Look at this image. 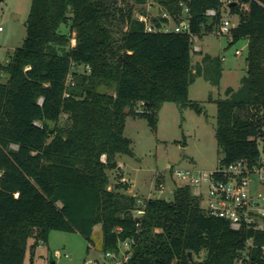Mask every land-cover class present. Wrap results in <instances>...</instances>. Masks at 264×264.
<instances>
[{
	"label": "trees",
	"instance_id": "1",
	"mask_svg": "<svg viewBox=\"0 0 264 264\" xmlns=\"http://www.w3.org/2000/svg\"><path fill=\"white\" fill-rule=\"evenodd\" d=\"M108 1L32 0L22 45L0 63V264H24L30 237L34 253L53 230L92 241L98 224L104 254L130 242L125 264H264V231L231 229L205 211L190 185L177 184L170 200L150 197L140 205L119 190L128 183L109 188L108 175L118 168L119 155H133L123 133L127 114L144 115L156 131L166 102L203 112L189 98L190 85L199 76L219 85L223 58L205 55L193 67L191 39L216 31L225 15L234 14L238 23L229 45L247 40V74L237 89L229 87L225 98L215 100L218 169L238 160L259 164L264 0H131L126 11L118 9L126 25L118 37ZM148 1L171 16L152 17L154 25L188 20L191 34L146 31L134 10L146 15ZM79 65L87 69L78 72ZM247 237L253 238L248 248Z\"/></svg>",
	"mask_w": 264,
	"mask_h": 264
},
{
	"label": "rangeland",
	"instance_id": "2",
	"mask_svg": "<svg viewBox=\"0 0 264 264\" xmlns=\"http://www.w3.org/2000/svg\"><path fill=\"white\" fill-rule=\"evenodd\" d=\"M32 0H3L0 2V26L4 31L0 33V63H5L8 56L20 47L26 37V21L30 11ZM113 5L115 19L112 22L113 33L120 36L126 25L119 20V8H127L133 5V1L113 0L108 1ZM142 9L150 18L160 15L164 8L157 2L148 1ZM139 8H135L134 15L138 16ZM228 14V13H227ZM232 25L238 23V15H225ZM171 27L175 24L171 21ZM193 46H199L201 50L192 54V65L196 67L205 55L219 56L223 59V76L219 85H212L203 76L196 78L190 85L189 98L197 101L203 108L202 113L194 109L180 110L173 102L162 105L158 114L157 130L153 131L148 120L141 114H127L124 136L131 139L133 155H121L122 169L119 167L109 170V188L120 183H128L127 189H119L128 193L130 188L135 189L139 196V204L143 205L147 196L170 200L173 190L180 181L174 177L173 169H198L213 172L218 168L219 155L215 137L216 126V99L226 97V88L237 89L240 80L247 74V40L241 39L233 45H229L227 35H217L215 32L204 33L192 37ZM74 44V41H72ZM240 54H236V51ZM78 72H83L84 65L76 66ZM136 108L141 109L138 104ZM67 116L61 118V124L65 123ZM264 142L259 148L264 160ZM160 172L159 174H156ZM159 175V176H158ZM149 179L152 180L150 185ZM132 184V185H131ZM161 184L163 185L161 187ZM151 186V188H150ZM264 192V187L252 185ZM151 189V190H149ZM205 192V188H204ZM34 237L28 239L27 252L24 264H82L84 260L98 264H113L105 259L101 249L102 226L98 224L94 228L92 241H88L79 233H69L58 230L51 231L47 243L41 241L36 246L34 253L31 245ZM68 254L69 258H57L55 251ZM202 253L199 259L204 257Z\"/></svg>",
	"mask_w": 264,
	"mask_h": 264
},
{
	"label": "built area",
	"instance_id": "3",
	"mask_svg": "<svg viewBox=\"0 0 264 264\" xmlns=\"http://www.w3.org/2000/svg\"><path fill=\"white\" fill-rule=\"evenodd\" d=\"M224 5L232 3L235 0H221ZM188 9L185 8V12ZM208 15H215V10H208ZM158 16V15H156ZM160 16L171 19L168 12L164 11ZM138 19L145 23V30L148 32L157 31H176L187 32L191 34L188 20L183 21L179 25L171 27L170 24L163 23L160 27L151 22V18L147 15L139 14ZM233 25L229 18H225L219 28L214 31L217 35L231 36ZM4 28L0 26V33ZM195 51L201 50L199 46L194 47ZM240 54V51H236ZM224 59V58H223ZM2 71L0 70V75ZM105 160V155L102 156ZM173 175L180 183L191 186L195 196L201 199L202 206L205 211L214 217L223 218L228 221L231 229L243 233L249 231H264V192L259 188H252V185L264 187V160L258 165L249 167L245 160H238L221 169L213 172L202 171L198 169H173ZM160 172L157 171L156 174ZM217 173L222 176L217 179ZM159 176V175H158ZM163 185L161 184V187ZM205 188V192H204ZM137 215H142L143 211L138 209ZM253 246V238L245 239V247ZM57 258H69L68 254H62L59 250L55 251ZM132 254L130 242L125 241L120 244L118 252L108 251L104 254L105 259L110 260L113 264H125ZM264 255V247H263ZM237 264H242V260H237ZM82 264H98L89 260H84Z\"/></svg>",
	"mask_w": 264,
	"mask_h": 264
},
{
	"label": "crops",
	"instance_id": "4",
	"mask_svg": "<svg viewBox=\"0 0 264 264\" xmlns=\"http://www.w3.org/2000/svg\"><path fill=\"white\" fill-rule=\"evenodd\" d=\"M222 76H223V74H222ZM221 79H222V78H221ZM226 89H227V88H226ZM120 156H121V155H119V156L117 157V162H118L119 167L122 169V162L119 161ZM168 167L171 168V166H170L169 164L167 165V168H168ZM149 182H150V185H151L152 180L149 179ZM131 185H132V184H131ZM150 188H151V186H150ZM149 190H151V189H149ZM128 193H129V194H133V195H135V196H139V194H137L136 190H135V189H132V187L130 188V191H129ZM146 198H150V196H147ZM139 200H140V199H139ZM53 264H55V263L53 262Z\"/></svg>",
	"mask_w": 264,
	"mask_h": 264
},
{
	"label": "water",
	"instance_id": "5",
	"mask_svg": "<svg viewBox=\"0 0 264 264\" xmlns=\"http://www.w3.org/2000/svg\"><path fill=\"white\" fill-rule=\"evenodd\" d=\"M1 1H2V0H0V2H1ZM232 4H235V2H232L231 5H232ZM188 256H189V258L192 260V253H191V252L188 253Z\"/></svg>",
	"mask_w": 264,
	"mask_h": 264
}]
</instances>
